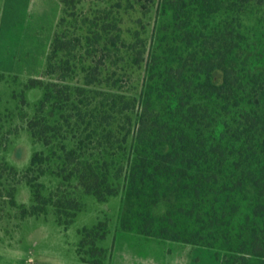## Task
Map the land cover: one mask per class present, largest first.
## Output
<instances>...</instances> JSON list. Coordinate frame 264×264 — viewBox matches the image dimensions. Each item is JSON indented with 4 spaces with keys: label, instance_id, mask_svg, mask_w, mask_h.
I'll list each match as a JSON object with an SVG mask.
<instances>
[{
    "label": "trees",
    "instance_id": "1",
    "mask_svg": "<svg viewBox=\"0 0 264 264\" xmlns=\"http://www.w3.org/2000/svg\"><path fill=\"white\" fill-rule=\"evenodd\" d=\"M61 2L44 72L49 78L27 82L44 89L29 130L46 145L51 144L47 137L60 135L64 120L71 124L65 106H75L76 95L101 83L103 72L111 70L94 58L83 61L77 68L83 84L70 86L74 66L67 57L77 44L67 38L66 15L79 0ZM158 16L137 127L125 158L120 227L177 241L181 252L191 257L203 252L218 264H264V0H161ZM78 39L84 43L82 36ZM119 40L120 34L110 37L100 52L109 54L110 44ZM114 77L108 85L119 89ZM110 95L99 113L105 118L124 114L131 100L118 92ZM113 132L111 126L104 143L111 144ZM68 145L52 156L63 169L73 170L69 177L76 174L84 192L99 201L119 192L109 174L111 162L102 167L84 158L82 141ZM45 161L51 157L35 152L29 171ZM29 183L33 201L48 205L52 200L59 219L64 210H74L66 224L82 209L66 193L46 197ZM35 207L32 213L40 214ZM97 228L101 224L82 231L78 251L84 261L82 247Z\"/></svg>",
    "mask_w": 264,
    "mask_h": 264
},
{
    "label": "rangeland",
    "instance_id": "2",
    "mask_svg": "<svg viewBox=\"0 0 264 264\" xmlns=\"http://www.w3.org/2000/svg\"><path fill=\"white\" fill-rule=\"evenodd\" d=\"M160 2L79 0L70 9L65 30L72 44H77V49H72L67 57L74 66L70 86L83 84V75L77 70L83 61L94 58L102 65L106 62L104 66L111 70L103 72L101 83L87 85L84 94L76 95L75 106H65L64 115L71 118V124L64 120L60 135L54 139L47 137L51 144L46 145L29 130L44 89L27 87V82L33 77L49 78L44 77V72L63 5L61 0H0V264H218L203 252L195 251L192 257L181 252L177 241L129 233L120 227L127 181L125 158L137 127ZM116 34H120V40L117 45L110 44L113 51L100 52ZM79 36L84 43H78ZM136 54L140 62L135 59ZM112 75L119 81V89L108 85ZM113 92L124 94L131 101L124 114L112 113L105 118L97 108L103 101L108 104ZM111 126L112 142L104 143V135ZM125 133L128 141H124ZM76 140L84 142L80 149L84 158L88 156L102 167L111 162L109 174L119 187L118 193L99 201L95 195L84 192L76 174L69 177L72 169L58 165L52 156L54 152L59 153L65 143L70 148ZM37 151H44L51 161L37 163L29 171ZM44 171L47 172L43 174ZM31 180L46 197L66 193L76 205L79 202L82 209L74 221L64 222L70 220L74 210H64L59 219L52 200L48 205L33 201ZM34 206L42 212L33 214ZM96 224H101V228L87 237L90 244L82 247L87 260L84 261L78 251L82 231ZM94 239L96 246L92 244Z\"/></svg>",
    "mask_w": 264,
    "mask_h": 264
}]
</instances>
